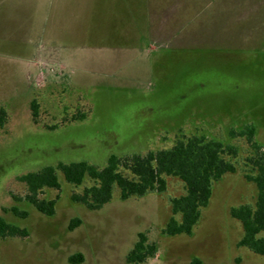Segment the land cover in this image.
<instances>
[{
	"label": "rangeland",
	"instance_id": "obj_1",
	"mask_svg": "<svg viewBox=\"0 0 264 264\" xmlns=\"http://www.w3.org/2000/svg\"><path fill=\"white\" fill-rule=\"evenodd\" d=\"M0 108V215L29 232L0 240V264H130L140 232L158 247L142 264H264L238 245L243 227L230 209L254 204L257 189L245 177L250 145L229 137L251 123L264 149V0H0ZM181 134L240 149L190 236L162 232L170 199L185 192L177 177L162 193L123 200L117 189L93 210L72 198L91 181L75 187L59 173L61 187L42 195L57 199L52 216L24 201L27 172L103 166Z\"/></svg>",
	"mask_w": 264,
	"mask_h": 264
},
{
	"label": "trees",
	"instance_id": "obj_2",
	"mask_svg": "<svg viewBox=\"0 0 264 264\" xmlns=\"http://www.w3.org/2000/svg\"><path fill=\"white\" fill-rule=\"evenodd\" d=\"M31 109L33 121L39 123V107L35 99L31 102ZM85 118L86 114H81L74 116L71 121ZM7 119L6 109L0 108V127L5 125ZM56 127L50 126L51 129ZM229 137L245 138L250 145L252 150L245 158L249 172L245 177L257 189L254 204L245 203L230 209L231 216L240 221L243 227L238 245L264 256V149L257 142L256 127L251 123L241 129H230ZM239 152L236 145L217 138L204 134H181L169 148L129 155L111 154L103 166L87 160L60 162L57 166L48 165L27 172L20 176V180L28 190L24 201L39 212L52 216L56 211L57 199H47L42 195L46 189L61 187L59 173L75 187L83 186L86 180L91 181L72 198L93 210L109 203L117 189L121 199L127 200L134 196L162 193L167 188V177H177L184 183L185 192L170 199L172 215L162 232L168 236H190L201 219L203 209L210 203L214 183L226 174L236 172L234 158L238 157ZM11 211L22 218L28 215L27 211H21L16 206ZM28 234L26 228L10 223L0 215V240L26 237ZM157 251V244L149 242L146 233L140 232L138 240L127 254V261L130 264H142ZM77 257H72L71 261H77ZM189 264H203V261L195 257Z\"/></svg>",
	"mask_w": 264,
	"mask_h": 264
}]
</instances>
